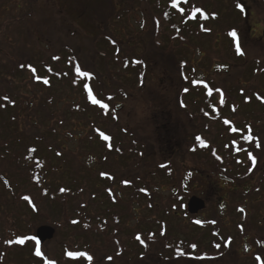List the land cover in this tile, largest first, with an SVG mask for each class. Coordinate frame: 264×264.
Masks as SVG:
<instances>
[{
    "label": "trees",
    "instance_id": "16d2710c",
    "mask_svg": "<svg viewBox=\"0 0 264 264\" xmlns=\"http://www.w3.org/2000/svg\"><path fill=\"white\" fill-rule=\"evenodd\" d=\"M260 4L264 0H136L121 7L97 3V9L108 6L110 14L106 19L98 13L90 17L86 35L91 46H84V54L59 41L57 51L45 54L49 59L36 54L17 66L0 64V184L12 197L10 205L7 196L2 199L0 264L10 256L15 257L13 264L21 263V254L30 249L32 259L40 258L35 238L27 232L35 225L52 226L55 237L69 245L83 240L86 249L108 237L118 243L117 251L141 247L145 252L161 237L175 258L189 249L195 261L219 260L234 243L224 220L202 224L189 243L170 221L192 196L191 190L185 192L191 172L199 180H192L190 188L207 182L215 191L220 184L223 209L228 200L242 203L239 209L231 206L228 221L236 233L245 234L252 219L260 247L264 62L245 59L242 31ZM136 17L143 20L140 26L132 20ZM210 26L220 28L217 39L194 41L213 35ZM67 35L79 36L72 28ZM237 43L244 55L237 54ZM89 90L99 104L92 103ZM139 99L150 112L146 135L120 124L119 113ZM163 182L171 193L165 208H159L155 200L160 191L153 186ZM211 196L207 191L205 198ZM142 199L149 201L146 206L157 219L154 226L142 223L129 233L126 222ZM29 217L38 219L33 223ZM21 239L23 244L16 242ZM206 242L207 251L202 247ZM85 248L81 252L89 255Z\"/></svg>",
    "mask_w": 264,
    "mask_h": 264
},
{
    "label": "rangeland",
    "instance_id": "374dc122",
    "mask_svg": "<svg viewBox=\"0 0 264 264\" xmlns=\"http://www.w3.org/2000/svg\"><path fill=\"white\" fill-rule=\"evenodd\" d=\"M40 1L38 6L34 5L35 0H0V64L7 66H17L23 64L25 62L32 61L31 58H35L34 55L37 54V59L45 60L49 59L45 57V54L51 55L54 51L60 48V43H70L74 45L77 49V52L83 53L84 46L90 47L91 42L87 39L86 31L89 27L92 26L91 16L94 13H98L101 18L106 19L110 14L108 12V6L116 5L120 6L123 4H134L136 0H37ZM107 2V4H106ZM121 2V3H120ZM97 3H102L104 5H108L107 7H103L101 9L96 8ZM20 7V8H19ZM34 7V8H32ZM258 11L255 10L252 12L251 19L249 20V24L243 25V37H244V52L245 59H251L253 61L264 62V40L262 38V33L264 29V4L258 5ZM110 9V7H109ZM224 11H228L227 7H223ZM31 13V17H27ZM23 17H27V19L22 20ZM17 19V20H16ZM19 21L16 24V21ZM135 21L137 26L142 24V18L136 17L132 18ZM74 29L78 32L79 36L68 37L69 29ZM137 28V27H136ZM213 31V35H201L200 38H195L194 41L206 43L213 36L214 39H217L219 35L220 28L218 26H210ZM193 37V36H192ZM60 41V43H59ZM57 51V50H56ZM199 49H196L195 52L198 53ZM202 51V50H201ZM192 53L191 55L195 58H198V54ZM84 54V53H83ZM84 57V55H82ZM85 61V60H83ZM215 61V59H214ZM86 64H88L86 62ZM218 64V62L216 63ZM221 64V63H219ZM223 72L227 70V67L221 68ZM210 76H214V72L210 73ZM2 79L4 78L1 74ZM21 80L20 84H23V80ZM27 80V79H26ZM218 82V80H216ZM249 81V82H247ZM246 84H248V89H250V79L246 78L244 80ZM21 93L25 96L29 95L28 90H20ZM140 102L131 101L128 106L124 108L119 113L120 124H124L126 129L133 128L136 130L137 128L141 131L143 135H146L151 131L150 123L148 119L150 118V112L145 103L139 99ZM61 108V106H59ZM185 119V118H184ZM185 143V142H184ZM191 170V169H190ZM196 171V170H192ZM192 175L186 177L185 181V192H191L192 196H197L202 199H205V194L207 191L213 194V188L209 184L203 183L194 184L193 187L190 188V184L192 180H199L196 172H191ZM183 175V174H182ZM219 185L216 186V190L219 192V197H214L213 195L207 201V209L200 213L194 219L188 216L186 207L184 211L180 209L175 211L174 216L170 217V221L173 222L175 228H177V235L179 238L186 243L191 241L192 237H196L200 234L202 224L205 225L209 221H213L214 219H221L225 221L226 231L230 233L233 238L232 248L226 253V255L219 260H212L211 262L205 261L202 259V262H198L193 260L191 255L189 254V249H185V256L182 258H175L174 249H172L165 239L161 237H157V241L151 246L148 247L147 251L140 247L136 250L130 251H117L118 243L113 240H108V250H103V242H99L98 240L92 243L99 244L100 247V258L97 259L98 264L103 263V259L101 257L103 255H107L110 257L109 264H248V242L250 241V245L254 248H259L256 246L255 235H254V224L253 220H250V229L245 234L236 233L234 230V224L231 222L230 218L232 215V205L234 207L237 206L239 209L242 208L241 202H236L233 199L228 200L229 205L224 208L223 203L220 201V197L224 196V193L219 188ZM167 183L163 182L158 184L157 186H153L155 189H158L157 199L155 203L160 205L159 208H165L167 198L171 193V189L167 187ZM191 190V191H190ZM215 190V189H214ZM195 192V193H194ZM204 194V197L202 195ZM122 195H125L122 193ZM8 200L7 205L11 204L12 197L6 191L4 186L0 184V216L2 212L5 210L2 199L5 197ZM189 198V199H190ZM189 201V200H188ZM187 201V202H188ZM149 201L146 199H142L138 201L133 208L132 217L126 222L127 228L130 230L129 233H132L136 230V226H141L142 223H150L154 226L155 220L157 218H152L151 211L146 206ZM186 202V204H187ZM251 207V206H250ZM158 208V209H159ZM11 208L9 209V211ZM250 213H253V210L250 209ZM150 215V217H149ZM149 217V218H148ZM36 219L33 217L27 218L28 221L35 223ZM145 219H148L144 221ZM144 221V222H143ZM148 221V222H147ZM160 221V220H159ZM23 228H27V225L21 224ZM32 226V225H30ZM47 226V225H44ZM49 226V225H48ZM41 227L35 225L32 227V230H28V234L34 236L36 230ZM141 229V228H140ZM132 231V232H131ZM249 235H254L250 237ZM29 236V235H28ZM260 242H264V237H259ZM87 240V239H85ZM83 241V240H82ZM80 242L82 248L84 246L83 242ZM88 241V240H87ZM189 241V242H188ZM122 242V241H121ZM254 243V244H253ZM88 244V242H87ZM135 245H137L135 243ZM202 247L206 249L209 248L208 242L203 243ZM32 248V247H31ZM75 248L74 244H67L60 237H55L53 240L46 242L42 247L39 246L41 256L40 258L34 260L31 257L30 250L28 252H23L21 254L23 260L21 263L17 264H66L68 260H72L68 256V253H73V249ZM81 248V250H82ZM68 249V251H67ZM96 247L91 246L90 248H85L83 250L88 251V256L94 255ZM134 249V248H133ZM136 249V248H135ZM177 252V251H176ZM84 253L85 251L79 252V254ZM66 254V257H65ZM251 254V252H250ZM87 255V254H86ZM146 255V257H145ZM251 256V255H250ZM80 259L85 256L79 255ZM145 257V258H143ZM11 258V261H10ZM14 256H10L3 264H13ZM66 258V260H65ZM75 263H79L76 261L77 255L74 257ZM150 258V259H148ZM203 257H200V259ZM148 260V261H147ZM10 261V262H9ZM84 261V260H82ZM73 262V261H71ZM81 263V262H80ZM67 264H71L68 262ZM105 264V263H104ZM251 264V262H250Z\"/></svg>",
    "mask_w": 264,
    "mask_h": 264
},
{
    "label": "flooded vegetation",
    "instance_id": "af4514ba",
    "mask_svg": "<svg viewBox=\"0 0 264 264\" xmlns=\"http://www.w3.org/2000/svg\"><path fill=\"white\" fill-rule=\"evenodd\" d=\"M212 195L214 197H217V196L219 197L218 190L215 189V191H213V194ZM250 237H253V236L252 235H249V239H250ZM105 240L103 242L104 245H103V250L102 251L108 250V237ZM72 244L75 245V248L73 249V253L74 254H77L76 261H79V263H77V264H98L97 263V259L100 258L99 251L101 250L100 247H99V244H97V243L96 244L95 243L92 244V246L93 247L95 246L96 249L94 251V255L91 256L92 257L91 261H89L86 257L80 259L79 252H81V249L80 248H82L80 242H73ZM260 244H261V246L259 248H254L252 245H250V241L248 242V249H247V253H248V264H250V262H251V264H254V263L257 264L259 262V259L261 261H264V255H263L264 254V242L261 241ZM250 252H251V254H250ZM261 253H263V254H261ZM101 259H103V263L102 264H104V263L105 264H109L110 263V257L109 256L107 257V255L106 256L103 255L101 257ZM82 260H84V261H82ZM72 261L75 262V258H72ZM59 263L60 262H58L56 264H59Z\"/></svg>",
    "mask_w": 264,
    "mask_h": 264
},
{
    "label": "water",
    "instance_id": "95a60500",
    "mask_svg": "<svg viewBox=\"0 0 264 264\" xmlns=\"http://www.w3.org/2000/svg\"><path fill=\"white\" fill-rule=\"evenodd\" d=\"M264 39V30L262 33ZM207 208V201L197 196H193L187 203V212L192 216L198 215L200 212ZM56 230L51 226H41L36 230V240L40 245H44L46 242L55 238Z\"/></svg>",
    "mask_w": 264,
    "mask_h": 264
},
{
    "label": "snow or ice",
    "instance_id": "6c2138e0",
    "mask_svg": "<svg viewBox=\"0 0 264 264\" xmlns=\"http://www.w3.org/2000/svg\"><path fill=\"white\" fill-rule=\"evenodd\" d=\"M173 7L175 8L176 5L173 4ZM237 7L240 9L241 12L244 11V8H243L240 4H237ZM198 11H199V10H198ZM201 14L203 15V13H201ZM230 35L233 37L234 40L237 39V33H236L235 31L231 32ZM236 52H237L238 55H244V53L241 51V47H240V44H239V43H237V45H236ZM76 70H77V73H80V68H79V67H77ZM33 71H34V69H33ZM44 83L47 84L48 81L45 80ZM89 97L91 98L93 104H99V103H100L98 100H96L94 97H92V94H91V91H90V90H89ZM2 99L5 100V101H7V100H8V97L5 96V97H2ZM101 107H106V105H102V104H101ZM249 132H251V129H249ZM100 135H101V136L103 137V139L106 140V141L109 139V136L105 135L104 133H100ZM199 139H200V138L197 137V140H199ZM250 158H251V157H250ZM252 159H253V163H255L254 158H252ZM61 191H64V189H61ZM25 199H28V198L25 197ZM241 211H243V210H241ZM137 239H139V237H137ZM16 242H17V243H20V244H23V243H24V240L21 239V240H18V241H16ZM38 245H39V242H37V249H36V253H35V254H36L37 256H41L42 254H41V252H40V249H39V246H38ZM76 255H77V254H74V253H71V252L68 253V256H69L70 258H74ZM79 255L85 256L89 261H91V259H92L91 256H88V255H86V254H84V253H81V254H79Z\"/></svg>",
    "mask_w": 264,
    "mask_h": 264
}]
</instances>
